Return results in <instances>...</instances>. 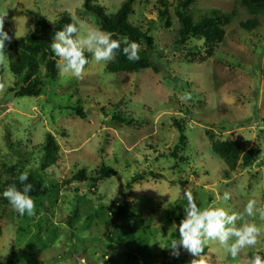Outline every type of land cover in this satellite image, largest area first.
<instances>
[{"label": "rangeland", "instance_id": "obj_1", "mask_svg": "<svg viewBox=\"0 0 264 264\" xmlns=\"http://www.w3.org/2000/svg\"><path fill=\"white\" fill-rule=\"evenodd\" d=\"M84 1L0 0V13L7 12L4 30L13 37L11 43L5 42L7 54L17 55L13 43L32 32L40 17L54 25L61 13L69 12L81 26V36L90 28H99L96 15L84 10ZM125 1L99 0V4L111 15ZM158 6V0H137L130 18L143 31L153 28L155 48L150 53L153 66L149 69L111 74L106 71L108 63L92 59L82 79L60 73L55 82L46 84L40 97L19 98L8 92L16 82L9 63L0 66V82L6 85L0 92V169L3 163L17 161L7 147L9 141H21L15 149L30 152L41 146L50 132L61 149L57 165L46 176L48 181L62 184L57 198L35 201L36 214L26 215L29 222L9 202L7 208L0 204V217L4 209L7 211L5 220L0 221V264H79L81 257L87 264H190L194 257L183 249L178 257L172 255L168 240H173L175 229L164 225L163 216L172 208L184 215L186 188L191 185L201 208L243 212L249 199H256L258 207L264 208V17L258 29L247 32L241 23L252 17L239 9L214 56L201 62L199 59L206 56L204 41L192 39L184 48H175L179 23L172 11V28L160 24ZM235 6V0H195L192 10L199 21L211 9L230 13ZM191 53L195 56H189ZM185 92H190L192 99L181 102L179 97ZM78 107L84 108L85 118L77 115ZM117 114L135 122L114 120ZM177 121L185 128L188 140L183 152L187 164L179 165L167 157L181 135ZM212 134L216 139L238 140L247 148L255 147L260 152L258 161L226 180L222 172L227 166L212 151L216 140ZM102 163L117 174L100 183L98 193L74 181L79 170L93 175ZM28 168L37 170L39 162L31 158ZM143 171L157 177L132 181ZM75 188H79L76 193ZM226 191L231 194L227 201L220 198ZM138 198H151L158 204L149 208L146 203H136ZM123 201L134 204L136 214L151 220L150 250L159 255L170 249L165 260L160 256L129 258L101 241L105 228L97 224L96 212L100 206L112 210ZM75 206L80 212L73 216ZM251 219L245 217L246 221ZM255 220L264 229V221L258 216ZM13 221L26 231L24 237L16 234ZM262 250L264 232L255 248L243 249L235 260L218 242H209L204 255L211 258V264H246L257 252L264 255Z\"/></svg>", "mask_w": 264, "mask_h": 264}, {"label": "trees", "instance_id": "obj_2", "mask_svg": "<svg viewBox=\"0 0 264 264\" xmlns=\"http://www.w3.org/2000/svg\"><path fill=\"white\" fill-rule=\"evenodd\" d=\"M137 0H126L122 3L120 9L115 14H108L105 7L99 4V0H85L84 10L88 13L96 15L98 20V26L101 30L114 33L113 39L121 36H127L129 41H135L141 46L139 53V61H129L121 50L117 53L116 59L113 62L107 64L106 71L111 74L117 73H136L142 70L149 69L153 66L151 62L150 53L155 48V38L151 35L153 28H149L143 31L140 27L131 23L130 18L134 14V7ZM195 4V0H175L170 2L169 0H158V17L159 23L163 24L166 28L170 29L173 26L171 12L174 11L176 19L179 23L177 30V36L175 37L173 46L175 48H184L187 43L195 39L197 41H204L206 49V56H203L199 60L204 62L206 59L213 57L217 47L224 41L226 35V27L229 26L233 19L237 17L239 9L245 10L251 19L241 23V28L247 32L258 29L261 25L260 18L264 17V0H235L236 8L230 12L225 13L219 9H211L207 11L199 21H196L193 16L192 7ZM57 22L52 25L45 17H40L36 22L34 30L19 40H16L12 47L17 50V55L9 54V68L10 72L16 78V82L9 88V93H14L15 97H40L47 83L55 82L59 76L60 71L57 68L58 57L52 53L50 44L53 36L57 31L64 28L66 24L73 23L75 20L69 12H63L58 16ZM76 22V21H75ZM89 61L91 62L92 56L86 53ZM189 56H195L193 53ZM190 63H193L190 61ZM89 65V64H88ZM85 66V68L88 67ZM158 72L157 68H153ZM77 115L80 118H85L86 113L83 107L75 109ZM121 115V114H120ZM119 114L112 117L114 120L120 122H135L133 118H123ZM133 121V122H132ZM177 128L181 132L178 144L170 153L171 156H167L169 159L174 160L179 165L187 164L189 161L186 156H183V152L188 145V140L185 133V128L177 121ZM214 139L215 135H211ZM216 139V138H215ZM30 143V140L28 141ZM22 145V142L14 143L8 142V148L11 153L17 158V161L12 164L3 163L0 169V204L1 207L8 205V200L4 198V190L12 184H16L18 188H22L19 181L20 174L27 172L28 180L26 183L32 184L33 188L30 195L33 199L39 200L42 198L53 199L57 198L58 194L62 191V184L56 180H47V172L53 166H56L60 157V145L57 142L55 136L47 132L44 143L30 152H20L15 148ZM213 153L221 158L227 166L222 174L226 180L232 179V174L251 168L260 157V152L255 147L247 148L242 142L238 140H222L216 139L212 142ZM37 151V153H34ZM31 158H35L39 162V168L32 170L28 168ZM117 174V171L113 168L102 163L96 172L92 175L87 172L86 169H81L74 177V181L83 183L93 190L96 194L100 183L107 179H112ZM146 177H157L154 172L143 171L138 173L132 178V181L137 182ZM70 183V182H69ZM67 183V185L69 184ZM186 184L185 182H183ZM183 184V185H184ZM70 190V188H68ZM74 190V189H73ZM75 193L79 191V188H75ZM98 193V192H97ZM197 202V200H196ZM136 203L144 204L147 207L152 208L158 204L157 200L151 198H138ZM184 204L187 206V200H184ZM131 202L123 201L117 204L112 210L109 208L100 206L96 212L99 222L104 226L105 231L101 238V241H105V245L108 248L119 250L129 258H144V259H157L160 256L164 260L167 258L166 254H153L151 252V239L149 237L152 234L154 227H152L151 220L138 215L132 210ZM161 207V204L158 205ZM80 210L78 206H75L72 215L79 214ZM164 225L171 224L175 232L171 231L172 239L178 238V225L184 215L179 213L175 208L171 211L163 213ZM7 217L6 209L3 210V214L0 217V221H4ZM92 217V216H91ZM90 217V219H92ZM27 222L30 219L24 215ZM72 222L71 218L68 219ZM14 228L18 225L13 221ZM173 224L174 227H173ZM17 225V226H15ZM171 228V229H172ZM18 230V231H17ZM16 234L24 237L26 233L22 228H17ZM3 236V225H0V238ZM35 236L39 237L38 234ZM171 239V238H170ZM168 240L170 244L171 240ZM21 240V239H18ZM136 245L142 246L143 249L135 247ZM138 248L139 252L135 250ZM138 254V255H135Z\"/></svg>", "mask_w": 264, "mask_h": 264}, {"label": "clouds", "instance_id": "obj_3", "mask_svg": "<svg viewBox=\"0 0 264 264\" xmlns=\"http://www.w3.org/2000/svg\"><path fill=\"white\" fill-rule=\"evenodd\" d=\"M6 16L7 12L0 13V66H7L9 63L5 42L11 43L13 39L4 30ZM114 35L99 28H90L81 36V26L77 22L66 24L62 30L55 33L50 44L52 53L59 58L56 66L60 73L82 79L85 66L90 63L86 53L91 54L96 63L107 64L115 61L122 44L124 45L122 51L127 59L139 61L140 44L130 42L127 36L113 39ZM15 36L19 38L17 32ZM5 88L6 85L0 82V92L5 91ZM179 99L181 102H187L192 99V95L185 92ZM18 179L22 188H18L16 184L9 185L3 196L20 216L32 217L36 214V202L30 195L32 184L26 183L28 173L20 174ZM183 196L187 200V206L184 208V218L178 225V239L171 240L168 246L172 249V255L178 257L180 250L183 249L194 257L190 264H211V258L204 255V248L209 242H218L233 260L243 249L257 246L264 229L256 223L255 218L258 216L264 221V208L258 207L256 199H249L243 212L229 214L223 207L198 206L191 185L184 190ZM220 198L227 201L231 194L226 191ZM246 216L252 219L246 221ZM79 264H87L86 258L81 257ZM246 264H264V255L257 252L246 261Z\"/></svg>", "mask_w": 264, "mask_h": 264}]
</instances>
